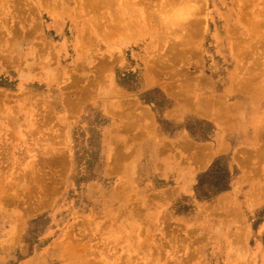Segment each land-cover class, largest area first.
Instances as JSON below:
<instances>
[{
  "label": "rangeland",
  "instance_id": "374dc122",
  "mask_svg": "<svg viewBox=\"0 0 264 264\" xmlns=\"http://www.w3.org/2000/svg\"><path fill=\"white\" fill-rule=\"evenodd\" d=\"M150 1L158 3L159 0ZM182 1L188 0H178L171 9H164V13H174L177 8L185 5ZM194 1L189 0L190 5L186 4L185 8L191 9L183 15L184 18L174 17L177 20L175 22L172 19L169 29L172 28L174 32L170 33L168 30V34L163 35L165 42L158 33L152 37V41L148 36H143L138 46L137 42L132 41L130 47L134 49L133 57L122 59L123 46L121 43L112 42L109 31V35L106 32L107 36L103 35L101 39L100 33L82 27L81 35L83 36L84 31V38L90 41L87 43L83 40V50L90 48L95 53L94 64L85 65L83 59L79 60L76 55L75 63L66 72L60 69L49 72L36 65L21 78L20 82H24L23 90L17 87L16 79L14 85L4 88L1 78H7L4 71L9 72L11 68L0 67V91L11 95L5 98L7 101L0 108V120H7L5 116L14 117L16 111L13 109L16 104L22 105L25 102V106H28L29 100L33 103V107H24L30 116L28 120L33 123L28 125L25 120H19V124L16 122V126L22 129L19 137L0 135V190L1 187H9L11 183L15 188H25L15 193L18 202H10L8 198V201H0V232L6 221L9 223L5 226L18 227L15 228L16 231L12 230L14 235L11 234L10 243L0 250V264H14V260L21 259L23 255L20 246L27 248L28 254L38 243L40 248H44L46 243L42 242L43 239L48 235L55 236L61 229L64 230L62 245L65 247L63 264H85L86 258L87 264H103L99 252L108 254V258L112 259L110 264L145 263L133 260L131 253H127L120 243L116 254L118 256L113 257V246L108 243L103 245L98 234L92 237L83 234L86 233L83 229L93 227L105 217L99 211H89L91 199H99L101 192L112 187L116 192V196L110 200L112 208L121 204L135 206L141 198H153L155 206L165 209V213L168 212L166 216L163 213L156 220L151 219L150 212L153 209L144 213L141 209V214L136 215L141 220V227H146V224L153 225L148 229L150 237L159 235V230L168 225L170 229V225L179 229L177 231H181L182 235H190L188 232L195 231L197 234L196 237L192 236L193 239L200 237L192 241L196 254L187 260L190 264H264V156L259 154L261 148L264 149V128L261 127L264 126V94L256 93L252 85H240L243 82L241 80L259 72L257 67H251L249 71L250 67L248 70L247 66V69L243 66L245 70L242 71V65L253 59L264 60V0ZM120 11L127 20L128 15L133 13V8L130 13L127 10L118 11L116 7L117 18V15H121ZM240 14L243 17L238 19ZM33 15L36 16V13ZM243 19H247V23L256 22L257 28L246 32L251 27L246 28L249 24H243ZM194 20H197L196 23ZM134 22L133 25L136 26L139 23ZM43 24L44 27L33 35L42 37L51 47L58 38L55 25L45 22ZM243 27L246 28L245 31L240 32ZM224 29L232 30L233 34H223ZM177 34L188 39L181 37V43L174 41L178 40ZM235 40H241L242 49L247 47L244 49L247 52L245 56L230 47L229 42ZM55 51L57 53L58 50L55 48ZM59 56L61 53L56 54L57 58ZM115 57L121 59L114 61L115 68L109 70V80L105 71L104 75L102 73L96 77L99 84L104 82L103 85L95 84L90 91L85 92L86 88L83 89V86L87 85V66L88 70L95 71L93 65L96 60H113ZM80 62L83 63V69L79 67ZM146 65H152V73L147 78L144 71ZM238 66L241 67L238 69ZM239 70L248 75L242 76L243 73ZM246 70L254 72L249 74ZM189 71L195 75H189ZM262 73L264 74V70L258 74ZM186 76L191 79L188 80ZM236 77L241 80L237 78L235 81ZM260 79H264V75ZM172 80L174 84H178L177 87L172 84ZM254 80L257 81V78ZM179 83L183 86L188 84L187 92H198V98H208L219 109L229 104L232 106L234 102L238 103L236 107L239 110L234 107L231 115L228 114L230 126L226 127L229 130L222 131L226 128H222L221 123L213 119V112L206 117V114L195 113L198 111L197 107L191 109L193 102L190 106L186 100V105L182 101L186 94L185 87ZM47 84H50L49 90ZM169 85L175 90L174 93L170 89V94H177L180 98L171 97L169 91H165L166 87L170 88ZM179 85L185 91L184 96ZM114 89L116 93L119 90V94ZM228 89L232 91L230 95ZM107 90L112 94L106 95L104 92ZM23 91H32L31 96L27 100H24L25 97L16 100L15 95L20 98L19 93ZM131 118L138 121L133 119L132 124ZM5 128L12 130L13 125L6 124ZM258 130L261 132L258 133ZM145 135H148L147 138H144ZM151 136H155L156 141ZM187 139L190 140L188 147L181 148L185 144L179 146V143L182 144L181 141L185 140L187 143ZM116 140L121 145L117 143L120 150L116 148ZM123 142L128 145L125 149L122 148L125 145ZM5 143L10 146L2 150ZM257 143L258 146L255 147ZM156 146L159 147L158 154L149 153L150 147ZM189 147L194 148L193 153ZM194 153H197V157ZM119 155V160L114 158ZM171 156L173 159H170ZM236 156H239L240 162L234 160ZM174 158L177 159L176 162ZM241 158L244 159L242 164ZM169 164L177 166V170L168 167ZM15 177L17 180H14ZM169 190L173 193L166 199L168 204L155 196V193ZM34 201L36 205L31 207ZM195 207L199 209L198 214H195ZM13 211L19 215L16 225L13 219L15 216L12 217ZM202 211L204 214H200ZM212 211L219 217L218 220L223 221L220 224L211 219L215 225H219V228L216 226L218 229L214 224L213 228L209 226L210 229L204 226H196L197 231L192 229L195 224L199 225L203 217L209 213L212 215ZM141 215L143 219H140ZM161 217L165 222H161ZM52 218L59 222L55 224ZM101 228L107 226L102 224ZM88 245L90 252L83 256L84 248ZM181 254L184 255L182 251L179 252ZM126 257L131 262H127ZM60 261L51 255L43 263L59 264ZM163 263V260H158L153 264ZM168 264L174 263L168 261Z\"/></svg>",
  "mask_w": 264,
  "mask_h": 264
},
{
  "label": "bare ground",
  "instance_id": "6f19581e",
  "mask_svg": "<svg viewBox=\"0 0 264 264\" xmlns=\"http://www.w3.org/2000/svg\"><path fill=\"white\" fill-rule=\"evenodd\" d=\"M190 1H192V0H190ZM157 2L158 3L151 2L150 0H117V1L116 0H87V1H84V0H81V1L80 0H53V1L52 0H0V67L6 66V67L11 68L9 70V72L4 71V73L7 75V78H5L4 76L1 78V80H2L1 82L5 86L4 88H8L7 86H9L11 84L14 85L15 83H13V82H14V79H16V80H18L17 87L20 90H23L22 87H23L24 82L23 81H22V83L20 82L21 78H23L24 75H26L27 73L32 71L36 65H39L41 68H43L49 72L52 69H54V70L60 69L61 71L66 72V70L70 67V65L75 63V60L77 58L76 55H78L79 60L82 61V59H83V62L85 63V65L94 64L93 62H94L95 53L90 48H87V47H90V45L86 47L87 48L86 50H83V40H84V42H87V43H89L90 41L88 38H84V36H85L84 31H83V36L81 35L82 27H83V29H84V27L88 28V30L91 32L100 33L101 39H103V35L107 36V35H109V32H110L112 42L121 43L123 46L124 55H122V59L123 58L126 59L128 56H130V57L134 56L133 55L134 49L130 47L131 43H132V41H135V42H137L136 45L138 46L139 42L141 41L140 39L143 36H148V38L152 41V37L156 36V33H158V36H160L162 38V40L165 42L166 39L164 40L163 35L168 34L166 32L168 30H170L169 27L171 25L172 19L174 17H175V19L184 18L185 16H183V15L187 12L189 13L188 10H190L191 8H189V7L185 8L187 6L186 4L190 5L189 0L184 1V2L182 1L183 3H185V5L184 4L182 5L180 2L179 3L183 7L181 6V8H179V9L177 8L174 11V13H172V14H165L164 9L174 7L178 3V0H159ZM193 2H195V1L193 0ZM118 5H119V7H118ZM156 6H158V7H156ZM116 7H117L118 11L119 10H127L130 13L132 12V8H133V13L131 14V16L128 15V19L126 20L124 17H122L123 13L120 11L121 15H117L118 16V18H117L115 16V8ZM134 7H136V9H134ZM194 11L196 12V10H194ZM35 13H36V16L33 15ZM31 16H33V18H31ZM191 17H192V15H191ZM241 17H243V15L240 14L238 16V19ZM159 19H161V20H159ZM175 19H173V21ZM186 19L188 21V18H186ZM191 19L192 18H189V20H191ZM246 20L243 19V24L247 23ZM134 21L139 22L137 24V26L133 25ZM175 21H177V20H175ZM196 21H195V23H196ZM44 22L49 24V25H55L54 27L56 28L55 32H56L58 38L56 39L55 45L53 44V45H51V47H49L48 43L45 41V39H42V37H38V35L37 36L33 35V33L37 32V30L39 31L41 27H44V24H43ZM174 22H172V24H175ZM134 23H136V22H134ZM168 23H169V25H168ZM186 23H188V22H186ZM240 24H242V22H240ZM247 24H249V25L252 24V26L253 27L255 26V27L252 28V26L245 24L246 28L251 27V28H248L246 30V32H249V30L251 31V29L254 30L255 28H257L256 22L252 23V22L248 21ZM189 26H190V24L188 25V27ZM181 27H182V25H181ZM98 28H99V30H98ZM175 28H177V27H175ZM246 28L243 27V30L240 29L239 31L243 32V31H245L244 29H246ZM177 29H179V28H177ZM177 29H176V31H177ZM180 29L182 30V28H180ZM48 30L49 29H47V33L49 32ZM187 30H185V31H187ZM170 31L169 32L172 33L173 29L171 28ZM176 31H175V33H176ZM185 31H184V33H185ZM106 32H107V35H106ZM145 33H147V34H145ZM222 33L228 35V34H233V31L230 29L229 30L224 29L222 31ZM251 33L253 34V32H251ZM177 35H178V37H177L178 40H174V41H178L181 43L183 41V40H181V37H183V36H181L182 34H180V35L177 34ZM188 35H190V34L188 33ZM183 38H186V37H183ZM186 39H188V38H186ZM106 41H108V40H105V42ZM159 41H161V39H159ZM159 41H158V43H159ZM240 41H237V40H235L234 42L230 41L229 45L232 49L235 48L237 50V53L240 52V53H242V55L244 53V56H245L247 52H244L245 51L244 49L247 47L242 49L240 47L241 46ZM55 48L58 50L57 53H61V56H59L58 58L56 57L57 53L55 51ZM262 54L263 53H260V55H262ZM240 55L241 54H239V56ZM257 55L259 56V53H257ZM120 59H121V57H115V59H113V60H106V61L105 60L100 61V59L96 60L95 65H93V67H95V71L88 70V66H87L86 71H85V76L87 77L86 78L87 85L84 84L83 89L86 88L84 91L85 92L90 91L91 86H93L95 84H99L96 77L101 75L102 73L104 75L105 71L107 73V79L109 80V77H108L109 70L112 71L115 68L114 61L115 60L118 61ZM57 64H58V66H57ZM165 65L167 66V64H165ZM243 66H245L244 68H246V66H247V68L250 67V70L248 68L249 71H251V67H255V68L257 67L259 69L258 73H261V71L264 70V60L263 61H261V60L255 61L253 59V60H250L245 65L243 64L242 68H243ZM3 67H2V70H4ZM79 67H80V69H83V63L82 62L79 63ZM240 67L238 66V69ZM244 68L241 70L242 71L245 70ZM248 70H246V71L249 72ZM144 71H145V78L149 77L148 74L152 73V72H150V71H152V65H150V66L146 65L144 67ZM242 71L239 70V72H241V74L243 73ZM232 72L235 73L234 71H232ZM253 72L254 71L252 70V73L249 72V74H253ZM190 73H188V74L189 75L193 74V72H190ZM154 74H153V76H154ZM257 74L256 75L253 74L252 76L250 75L251 77L249 76L248 77L249 79L244 78L245 80H241L239 77H236L235 81L237 78H239L241 81H243L242 84H240L241 86H244V84H245V86L252 85V88L255 90L256 93L264 94V79H260L261 76L264 74L263 73H262V75L258 74V77H257ZM114 75H115V73H114ZM193 75H195V74H193ZM244 75H248V74L246 72H244L242 74V76H244ZM259 76H260V78H259ZM187 77H188V80H189V78L191 79V77L186 76V78ZM49 78H51V77H49ZM102 78H103V76H102ZM102 78H101V80H103ZM255 78H257V81L254 80ZM258 78H259V80H258ZM101 80H100V82H101ZM240 80H239V83H240ZM172 82H173L172 84H174V80H172ZM102 83H104V82H102ZM152 83H153V81H152ZM101 84H99V85L102 86L103 84L102 85ZM179 84H182V83H179ZM155 85H153V86H155ZM174 85H173V87H174ZM177 85L178 84H176V87H177ZM171 86L169 85V87H170V88L168 87L169 89H167V87H166L165 91L168 92L170 89H172ZM179 86L181 87V85H179ZM182 86H183V84H182ZM46 87L49 90L50 84H47ZM94 87L92 89H94ZM183 87H185L184 89L186 91L185 96H184L185 91H184ZM183 87H181V90L178 87L180 92L182 91L181 92L183 94L182 96L185 97V98L183 97V99H182L183 102L186 103L188 101L190 106L193 105L191 109H193L194 106L197 107L196 110H198V111L197 112L195 111V113L200 112L199 115L206 114V117H208V116H210V112H213L214 113L213 114L214 116L212 115L213 119H215V121L217 123L220 122L221 125L223 126L222 128H226V129H222V131L229 130L228 129L229 127H226V126H230L229 125V121H230L229 117L230 116H228V114L231 115V112H233L234 107L235 108L238 107V105H237L238 103L236 104V102H234V104L232 106H229L230 105L229 104L228 106H223V107H220V109H219V107L218 108L214 107L215 105L213 106L208 98H205V97L204 98H198L197 97L198 92H196V93L187 92L189 90V89H187L188 84H186V86H183ZM102 88H103V90H105L104 86ZM115 88L118 89V87H115ZM178 88H177V91H178ZM111 90H113V89H111ZM228 91H229V93H228ZM228 91L226 90L225 92L230 95L232 91H230V89H228ZM25 92H27V93H25ZM25 92L23 91V92L19 93L20 98H18V96L15 95L16 100H21L22 97H25L24 100H27V97L31 96L30 93L32 91H25ZM172 92L175 93V90H173ZM102 93L103 92H101V94ZM104 93H106V95L112 94L108 90H107V92H104ZM115 93H116V90H115ZM176 93H178V92H176ZM52 94L54 96H56V94L54 92ZM116 94H119V90H117ZM169 94H170V91H169ZM169 94H167V95L168 96L172 95V94H170V95ZM173 95L171 97H175L177 94L174 96ZM7 96H11V95L6 93V92L4 93L3 91H0V108L2 107V104H4L5 101H7L5 99V98H8ZM102 96H104V95H102ZM122 96H123V93H122ZM178 96H176V97H178ZM178 98H180V97H178ZM188 103H186V105ZM191 103H192V105H191ZM30 105H32V107H33V103L31 102V100H29L28 106H25V102L22 105L16 104L14 106L15 108L13 109L16 111L15 116L14 117L13 116H11V117L5 116V118L7 120H3V121L0 120V135L3 134L5 137L7 134H10L11 136L15 135V136L19 137L22 133V129L16 126V122L18 121V124H19V120H25L28 123V125H31L33 123L32 121L28 120L30 118V116L27 114V110L24 109V107L28 108V107H30ZM113 105L117 106V104L115 102H113ZM236 105H237V107H236ZM237 110H239V108H237ZM6 111H8V109H6ZM120 111H122V110H120ZM236 111L234 110V112H236ZM1 113H2V111L0 110V115H1ZM120 113H123V111ZM142 113H144V112H142ZM147 113H149V112L147 111ZM165 114H167V113H165ZM180 115H182V112ZM226 115H227V117H226ZM133 119L135 120V122L138 121V120L136 121L135 118H133ZM133 119L131 118L132 124L134 121ZM25 121H23V124ZM129 122L127 124H129ZM6 124H12L13 125L12 130L7 128L9 133H8L7 129L5 128ZM125 124H126V121H125L124 125ZM137 124H139V123H137ZM151 125H153V124H151ZM155 125L156 124H154L153 126H155ZM261 127L264 128V126H261ZM259 130H258V133L261 132ZM262 131H264V129ZM183 135H184V133H183ZM147 136L145 135L144 138H147ZM258 136H259V134H258ZM151 137H153V136H151ZM154 138H155V136L152 139L156 141L157 138L156 139H154ZM182 138H185V137H182ZM185 141H181L182 144L179 143V146L185 144L181 148H184L185 146H186V148L188 147V143L190 140L188 141V139H187V141H188L187 143ZM222 141H223V138H222ZM114 142H116V145H117L118 141L116 140ZM125 142H123V143L125 144ZM123 143H120V144L124 145ZM5 144H6V146L4 148H2V150H5L7 148V146H10L7 143H5ZM224 144H225V141H224ZM118 145H119V143H118ZM118 145L116 146L117 149L119 148V146H121V145H119V146ZM125 146H126V144L124 145V147L122 146V148L125 149ZM191 146L192 145H190V147ZM227 146H229V145H227ZM257 146H258V143L255 144V147H257ZM13 147H16V146L13 144ZM127 147H128V145L126 146V148ZM158 148H159L158 146H156L155 148L150 147L149 153H157ZM193 149L190 148V150H192V153H193ZM262 149L263 148H261V151L259 150L260 151L259 154L264 156V149L263 150ZM119 150H120V148H119ZM126 150H124V151H126ZM115 152H116V150H115ZM122 152H123V150H122ZM196 154H195V157H197ZM174 155H176V153H174ZM174 155H172V156L174 157ZM172 156L170 157V159L172 158ZM178 156H176V158ZM114 158L119 160L120 155H119V157L115 156ZM236 158L234 160H236V161L238 160V162H240L239 156H236ZM177 159H179V157ZM177 159L174 158V161ZM192 159L195 160L196 158H192ZM242 159L243 158L240 159L241 164L243 163ZM165 161H167V160H165ZM182 161H184V160H182ZM204 162H205V160H204ZM168 163H170V162H168ZM175 165L169 164L168 167H171L173 170H177V166H175ZM33 166H34V163L32 164V168H33ZM259 166H261V165H259ZM115 169L116 168H114V170ZM132 170H135V169H132ZM261 171H263V170H261ZM178 173H179V171H178ZM180 177H181V175H180ZM242 177L244 178V176H242ZM246 178H244V179H246ZM261 185H262V183H261ZM116 187L117 186H115V188ZM172 193H173V191H171V190L161 191V192L155 193V196L158 197L159 199H163L162 202H164L165 204L166 203L168 204L169 201H167L166 199H168ZM115 194H116L115 189L112 187L108 191L101 192L99 194V199H97V200L91 199L92 205H91V207H89V211L90 212L93 210L99 211V212H101V214H104L105 217H103L102 221H99L96 223V225H93V227H89L87 230L83 229V232L86 231V233H83L84 235H86V236L89 235L90 237H92V236H95L98 234V237L102 240L103 245L108 243L111 246H113L111 248V253H112L113 257L118 256V255L116 256V254H117V251L119 248V243H120L122 245L121 247L126 248L127 253H131V258L133 260H137L140 263L145 262L143 264H153V263L157 262L158 260H163V262H164L163 264H168V261H172L174 264H176V263L177 264H179V263L185 264V262L190 258V256H191V258L194 257V255L196 254V252H195L196 248H194L192 246V241H195L194 239L198 240L200 237V236H198L197 238L193 239V237H196V234H197V233L196 234L194 233L195 231L188 232L190 235H188L186 233H184V235H182L181 231H177L179 229H176L171 225H170V227H171V229H170L169 225L167 226V224L169 223L167 221V224H166L167 227L164 225L166 227V228H164L165 230L164 229L159 230V232H158L159 235L150 237L151 233L149 232L148 229L153 225L146 224V227L145 226L141 227V220H139L138 216H136V215H138L139 213L141 214V209H143L142 210L143 213H144V211H149V210L153 209L150 212L151 219L156 220V219H160L159 216H162L163 213H164V216H166V213H168V212L166 211V213H165L164 212L165 209L162 210L160 206H155V204L152 201L153 198H150V199L147 198L146 200L141 198L140 201L138 202V204H135V206L129 207L125 204H121V205H117V206L112 208V207H110V200L116 196ZM143 196L146 197V195H143ZM143 196H141V197H143ZM15 202H18V200H16ZM199 206L200 205H197V207H199ZM202 208H204V207H202ZM194 209H195V214H198L199 209L196 207ZM29 210H30V208H28L27 211H29ZM33 210H35V209H33ZM202 213L204 214V211H202L200 214H202ZM212 213H213V211H212ZM213 214L211 215V213H209V215H206L205 217H203L201 219V221L199 222V225L195 224V227L192 229L196 230L195 229V228H197L196 226H198L200 228H203V226H204L205 228L210 229V227L213 228L214 222L220 223L221 220H218L219 217H216L215 214L214 215ZM13 216H15V217H13ZM18 216H19L18 213L13 211L12 217L15 220V225L18 221L17 220ZM214 216L217 219L214 218ZM140 219H143L142 215H141ZM211 219H215L214 222ZM52 220L54 221L55 224L59 222L58 220H55V218H52ZM12 222H14V221H12ZM161 222H165V219L163 217H161ZM8 223H9L8 221L4 222L3 225L1 223V225H2L1 230L2 231L0 232V234H1L0 250H1V248L2 249H4V247L6 248V245H8V243H10V236H11V234L14 235L13 234L14 231L12 232V230L14 229L16 231V229H18L17 226H16L17 228L15 226H13V227L12 226L11 227L5 226ZM102 224H105L107 226V228H104V229L101 228ZM154 224H156V223H154ZM217 225H215V227ZM218 228H219V225H218ZM63 232H64V230L62 231V229H61V230H59V232L55 236H51V235L46 236L45 239H43V241H42L43 243L44 242L46 243V246L44 248H40L39 247L40 243H38L37 247H34L29 252V254L26 251L27 248L25 249L24 247L20 246V251H21V254L23 256L21 259L14 260V264H33V263L34 264H38V263L44 264L43 262L48 261L49 257H51V255L56 256V258L58 260H61L60 263L63 264L62 260H63L64 254H65V251H64L65 247H64V245H62L63 244V240H62V233ZM141 235H143V237ZM146 237H148V240L146 239ZM8 238H9V241H8ZM134 238H136V239L133 240ZM83 244H85V242ZM89 247H90V245L85 246L83 254H82L83 256H86L87 254H89V252H90ZM180 251H182V253H184V255L183 254L179 255ZM82 255H80V256H82ZM99 256H102L101 262L103 264H110L112 261V259L108 258V254H104L103 252H99ZM86 261H88L87 258H86ZM86 261H85V264L88 263ZM126 261L131 262L130 258H127ZM79 262H80V260H79ZM189 262L187 264H190ZM66 264H69V263H66Z\"/></svg>",
  "mask_w": 264,
  "mask_h": 264
},
{
  "label": "crops",
  "instance_id": "0c3cea01",
  "mask_svg": "<svg viewBox=\"0 0 264 264\" xmlns=\"http://www.w3.org/2000/svg\"><path fill=\"white\" fill-rule=\"evenodd\" d=\"M14 180H17V177H15ZM25 190V188H15L12 186V183L6 187H1L0 190V201L4 200V201H8L7 198L9 199L10 202H15L18 198H15V193H18L19 190ZM11 190V191H10ZM11 199V200H10ZM38 203V201H37ZM34 205H36V202L34 201V203L31 205V207H33Z\"/></svg>",
  "mask_w": 264,
  "mask_h": 264
}]
</instances>
